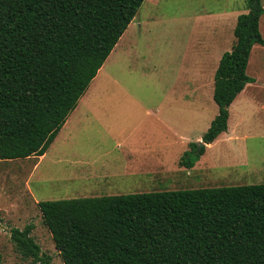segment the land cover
I'll use <instances>...</instances> for the list:
<instances>
[{"label": "trees", "instance_id": "trees-1", "mask_svg": "<svg viewBox=\"0 0 264 264\" xmlns=\"http://www.w3.org/2000/svg\"><path fill=\"white\" fill-rule=\"evenodd\" d=\"M145 1L0 0L1 160L46 153ZM246 3L215 74L218 114L196 158L186 152L180 163L189 168L228 130L231 104L254 81L247 66L264 45V5ZM38 204L64 264H264V183ZM32 230L11 229L17 250L50 264Z\"/></svg>", "mask_w": 264, "mask_h": 264}, {"label": "rangeland", "instance_id": "rangeland-1", "mask_svg": "<svg viewBox=\"0 0 264 264\" xmlns=\"http://www.w3.org/2000/svg\"><path fill=\"white\" fill-rule=\"evenodd\" d=\"M242 2L246 0H164L160 9L154 10L148 8L147 2L143 3L135 21L136 42L128 49H122L123 42L121 47L114 48L105 70L90 90L88 130L71 141L61 139L38 169L35 156L0 159V264H38L24 257L11 237L12 228L24 229L28 225L33 226L31 236L42 254L51 257L50 264H64L44 223L38 204L42 201L264 183V107L259 105L264 106V93L251 97V106L247 109L241 108L245 101L235 106L233 117L230 113L232 125L235 117L244 121L237 126V137L230 131L212 145L207 144L193 167L180 164L186 152L191 160L196 158L202 136L219 110L212 96V76L206 77L204 87L197 90V77L182 76L181 66L197 34L189 18L198 15L196 12L200 10H219ZM261 2L264 5V0ZM144 19L150 21L146 31L138 24ZM262 28L264 35V19ZM248 75L255 76V73L249 70ZM185 82L189 88L187 99L190 102L199 99L201 113L183 106ZM151 113H156L155 117H150ZM165 115L172 120L179 135L189 131V136L143 137L151 130L163 132L164 127L155 118H166ZM133 132L140 137H135L131 147H127L121 138ZM186 138L192 141L185 144ZM190 143H197V147ZM57 151L86 153L90 160L97 161L93 160L90 166L57 163ZM150 151L157 153L152 162L155 161L161 173L150 175L145 169L135 173L125 170L124 163L144 162ZM101 152H106L103 158L98 157ZM128 152L130 156H124ZM103 164L107 166V180L89 173L91 170L99 173Z\"/></svg>", "mask_w": 264, "mask_h": 264}, {"label": "crops", "instance_id": "crops-1", "mask_svg": "<svg viewBox=\"0 0 264 264\" xmlns=\"http://www.w3.org/2000/svg\"><path fill=\"white\" fill-rule=\"evenodd\" d=\"M163 1L164 0H146L145 2H147L149 6L148 8L154 10V9H160V5ZM248 12H249V9H248L247 3L242 2V3H236L234 6H231V7H227V8L223 7L219 10L218 9L200 10L196 12V14L198 15L192 16L191 18H189V20H191V22L194 23L193 24L194 30L197 31V34H196V39L190 43L189 47H191V52L184 59L185 64L181 66V72L184 73V74L182 73V76L184 75L183 78L185 79H188V78L193 79V77H197L198 79L197 85L195 83V80L193 81V85H196V90L198 87L199 88L204 87L202 83H204V79L206 77L212 76V80L214 81L215 74H216V71H217V68L219 66L222 56L224 55L225 52L231 51L236 43L235 28L237 25L238 17L241 14L248 13ZM148 15H150V13H147V16ZM149 18L154 19V21H158V18L156 17L150 16ZM136 19H137V14L134 20L129 24L128 28L126 29V31L120 38L117 45L115 46L116 48L121 47V43L123 42L122 49H128L131 46H133V44L136 42L135 41V37H136L135 34L137 33L135 30L137 29L135 26ZM146 19H144L142 22L140 21L138 22L140 28H142V31H146L148 29L147 25L150 24V21ZM262 19H264V14L262 15L261 20H260V30H261L262 36L264 37L263 28H262ZM197 28L198 30H196ZM113 51L108 57V59L106 60V62L104 63V65L102 66V68L99 70L97 76L92 81L86 93L80 99L75 110L68 117L67 121L65 122L64 126L61 128L54 142L51 144V146L48 148V150L46 151L44 155L37 157L38 158L37 164H36L37 169L39 168L40 164L49 156L50 150L55 148L56 144L61 139H63L64 141L65 139H68V141H71L73 138L79 136L84 131L88 130V128L86 127L87 126L86 123L88 121L87 111L89 107L87 101L90 96V90L93 88L95 82L98 80L102 72L105 70L106 63L110 59L111 55L114 53ZM249 70H252L255 73V76H251L254 79V81L247 84L246 87L238 94L236 99L231 104L230 113L232 114V117L234 115L235 106H238L239 104H242L243 102L246 101V103L241 108L247 109L248 107L251 106L252 99L264 93V86L262 85L264 81V45L255 44L253 46L251 54H250V58L248 61L247 73ZM187 83L188 82H185L183 84L184 85L183 95H184V102H185L183 103V106L190 107L192 110L196 112V114L201 113L202 111H201L199 104H202V102L199 99H196L194 102H190L187 99V92L189 90ZM212 89H213L212 96L214 97V86ZM258 91L260 93L257 94ZM262 102H263V99H262ZM259 105L260 107L261 106L264 107L262 103H260ZM254 107L256 108V106ZM260 109L262 111V108ZM150 115H151L150 117H155L156 113H151ZM188 116H189V112L187 109L186 110V120H188ZM165 117L166 118H159V117L155 118L156 121H159L160 125L164 127L163 132L156 131L155 129V130H151L149 133H147L143 137H180L181 135H179V132L174 129L175 127L173 126L172 120L168 118L166 115ZM232 117H231V120L229 117L230 124L228 121V130L223 132L214 142H216L223 136L229 135L230 131H231V135L233 134L234 137L235 136L237 137V132L239 131V128H237V126L238 127L241 126L244 121L235 117L234 125H232L231 123ZM242 117L243 119H245V112L242 113ZM156 121L152 120L151 122L156 123ZM181 121L183 123V118H181ZM139 125L137 126V128L140 127ZM188 136H189V131H188V134L183 133L181 137H188ZM135 137H140V136H136L135 133L133 132L130 135L122 136L121 140L125 143L127 147H131L130 146L131 142ZM191 141L192 140L189 138L184 139L185 144L186 142H191ZM164 146L166 147L167 144L164 143ZM105 153L106 152H101V154L98 157L103 158ZM126 154L129 155V152L124 153V156ZM70 157H73L74 159H71ZM155 158H157V153L155 155V151H150L147 153V158L144 162H141V161L133 162L131 160V161H128V163H124L125 170L128 173H135V172L144 171L145 169L150 175L161 173V172H158L157 165L155 166V161L152 162V160H154ZM93 160H90V158L88 157L86 153L80 155L78 153L71 154V153H66L63 151H57V155H56L57 163H61V162H68L72 164L80 163V164H84L85 166H90L92 165ZM96 161L97 159H95L93 162H96ZM159 165L161 166L162 164L160 163ZM96 171L91 170L89 173L91 175H97V176L99 175L103 177L105 180L109 178L106 164H103V166L99 169V173H97ZM86 172H88V170ZM103 196H110V195H103ZM93 197H98V196H93Z\"/></svg>", "mask_w": 264, "mask_h": 264}, {"label": "water", "instance_id": "water-1", "mask_svg": "<svg viewBox=\"0 0 264 264\" xmlns=\"http://www.w3.org/2000/svg\"><path fill=\"white\" fill-rule=\"evenodd\" d=\"M200 146H201L200 148L202 149V148H203V146H204V142H202Z\"/></svg>", "mask_w": 264, "mask_h": 264}]
</instances>
